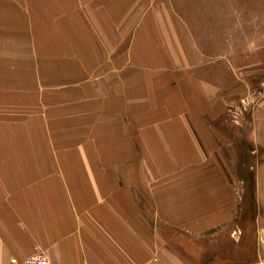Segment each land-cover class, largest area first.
<instances>
[{
	"label": "crops",
	"instance_id": "0c3cea01",
	"mask_svg": "<svg viewBox=\"0 0 264 264\" xmlns=\"http://www.w3.org/2000/svg\"><path fill=\"white\" fill-rule=\"evenodd\" d=\"M179 25L163 0H0V145L40 146L0 152V264H264V44Z\"/></svg>",
	"mask_w": 264,
	"mask_h": 264
},
{
	"label": "rangeland",
	"instance_id": "374dc122",
	"mask_svg": "<svg viewBox=\"0 0 264 264\" xmlns=\"http://www.w3.org/2000/svg\"><path fill=\"white\" fill-rule=\"evenodd\" d=\"M163 5L166 10L169 9L173 12L174 19L177 20L178 25H182L186 30L184 34L173 33V35L178 39L180 35H183L186 37L188 44H194V42L210 44L211 41L213 44H226L227 39L232 41L233 44H264V0H163ZM180 25L179 27L182 29ZM256 54L252 50V59ZM249 89L246 94L249 92L251 95L249 106L253 109L260 103L253 92H257L258 82H252ZM246 94H243L242 91L239 92V96L235 97L229 112H226L227 120L234 126L241 127L243 116L247 114L242 108V100L247 97ZM245 106L247 108V105ZM1 116L9 118L12 115L0 114ZM47 133L59 139L55 144H44L42 146L43 151H83V146L76 144L81 141L80 137H67L70 133H76V135L82 133V129L69 131L65 129H49ZM84 147L93 151L99 146L86 145ZM111 147L113 150L114 145ZM39 148V145H0V152L38 151ZM235 152L237 158L233 162L234 168L242 170L247 167L250 170H255L256 160L254 154L257 153V150L254 146L251 147L250 155L252 160L249 163L242 162L239 145L235 146Z\"/></svg>",
	"mask_w": 264,
	"mask_h": 264
},
{
	"label": "built area",
	"instance_id": "2783aa9c",
	"mask_svg": "<svg viewBox=\"0 0 264 264\" xmlns=\"http://www.w3.org/2000/svg\"><path fill=\"white\" fill-rule=\"evenodd\" d=\"M10 264H58L44 254H34L22 259L11 258Z\"/></svg>",
	"mask_w": 264,
	"mask_h": 264
}]
</instances>
